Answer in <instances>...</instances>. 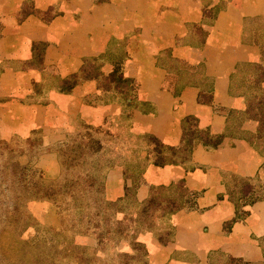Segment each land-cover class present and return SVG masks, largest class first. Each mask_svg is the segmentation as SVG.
<instances>
[{"label":"crops","instance_id":"crops-1","mask_svg":"<svg viewBox=\"0 0 264 264\" xmlns=\"http://www.w3.org/2000/svg\"><path fill=\"white\" fill-rule=\"evenodd\" d=\"M115 69L133 80V97L110 81ZM109 122L137 139L140 167L108 165L109 199L134 181L140 202L181 181L194 193L172 215L171 239L141 235L146 264L264 263V198L227 229L236 199L264 194V0H0V132L39 131L48 148Z\"/></svg>","mask_w":264,"mask_h":264},{"label":"rangeland","instance_id":"rangeland-1","mask_svg":"<svg viewBox=\"0 0 264 264\" xmlns=\"http://www.w3.org/2000/svg\"><path fill=\"white\" fill-rule=\"evenodd\" d=\"M26 4L29 6L30 2ZM46 13L53 15L51 9ZM24 14L22 11L21 16ZM95 67L91 63L87 73L94 74ZM77 74L81 79L85 71ZM70 77L63 81V87L71 83L67 82ZM110 81L133 97L134 82L123 84L111 76ZM108 125L48 148L39 131L27 136L0 132V264H124L118 250L134 248L131 234L119 236V226L110 223L114 215L122 218L128 214L124 224L138 230L134 220L142 216V208L108 201L127 199L142 203L136 199L138 182L128 188L129 199L111 200L106 196L105 176L108 165L119 157L132 162L130 173L140 170L133 167L139 153L130 149L138 142L122 134V129L111 127L110 122ZM46 155L56 157L47 159ZM243 188L247 190V185ZM155 192L161 197L165 193L163 188ZM109 204L122 207L125 213H113ZM150 217L156 218L153 214ZM140 227L146 231L136 233L137 241L149 233L162 242L172 238V216L160 217L149 230L146 224L141 223ZM107 229L116 238H108L107 233L102 238ZM213 264L241 263L220 258Z\"/></svg>","mask_w":264,"mask_h":264},{"label":"trees","instance_id":"trees-1","mask_svg":"<svg viewBox=\"0 0 264 264\" xmlns=\"http://www.w3.org/2000/svg\"><path fill=\"white\" fill-rule=\"evenodd\" d=\"M111 78L116 79L118 81H121L123 84H129V83H133V80L124 76V74L122 73V71H120L119 69H115L112 73H111ZM79 75L75 74L74 76L70 77L69 80H67V82H70L68 84V86L64 87V89L66 90H71L79 81L80 78H78ZM189 121H195L194 118H189ZM196 131V132H195ZM194 132L191 133H186V135H184V146H182L180 149H178V151L180 152L181 156H179V159H185L188 156L191 155L193 147H194V142L193 140L195 139V137L200 135V131L197 128V130H195ZM155 145L157 146V151H161L163 150L164 146H162V143H160L158 140L154 139ZM159 144V145H158ZM161 144V146H160ZM214 144H217L214 143ZM174 157V156H173ZM154 162L158 163V164H165V163H175L178 161L177 158H170V157H164L161 155L156 156L153 159ZM248 181V180H246ZM250 186L247 187V189H249ZM161 188H156L155 190H158ZM165 189V187H163V190ZM174 189V190H173ZM152 192V194L150 195V197L148 199H146L145 201H143L142 203H137L135 201L130 202L127 201V199L124 198H130L128 193H126V196L123 198L124 201H121L122 199L118 200V201H108V203L113 202V203H118V202H122V203H126V204H131L133 203L134 206L140 207L142 208V216H139L136 218V220H134L137 224L136 226L138 227V230L136 229L135 226L131 225H125L124 221L125 219L128 218V214H123L122 218H118L117 216L114 215V221H112L110 224H115L116 226H119V229L117 230L119 233V236H122V234H125L126 236H128V234L130 233V238L132 239V245H133V249L131 251H120L118 250L120 253L119 255L124 259V264H146L147 263V256H148V251L146 248V244L144 242H140L136 240V233H138L140 230H145L143 227L141 229L140 225L142 223V225L146 224V229L149 230L152 228V224L156 221H158V219L160 217H162L163 219H167L170 217L177 211L179 210L185 200V197L188 196H194V193L189 192L188 190H186V188L184 187V183L183 181H181V183L177 184L175 187H170V188H166L165 193L163 194V196H159L158 192ZM260 189L258 188V190L256 189L255 192H251V190H249L247 193L248 195L243 198H241V202H240V198L236 199L237 201V211H236V217L230 222V224L227 226V229L230 228V225L245 217V215H247L248 211L244 210L242 208V206L244 205H252L255 202H257L260 199L264 198V194L263 195H259L258 191ZM263 193V192H260ZM241 203V204H239ZM110 207L109 209H114L113 213H125L124 209L122 207L118 208L115 207V204H109ZM112 207V208H111ZM153 214V217L156 218H151L150 215ZM142 217V220H141ZM134 219V218H132ZM146 231V230H145ZM106 233L108 234V238H116L117 235L115 236H111L109 235V229H107L105 232L102 233V238L105 237ZM172 237L173 236V226H172V232L170 233ZM125 238V237H124ZM120 242V241H119ZM142 250H144L143 254H142ZM233 259V258H231ZM236 263H241V264H258L259 262H248V261H238V260H234ZM260 264H264L261 263Z\"/></svg>","mask_w":264,"mask_h":264}]
</instances>
